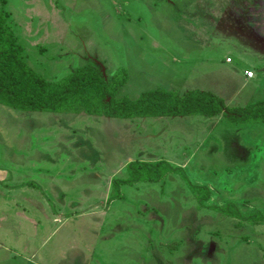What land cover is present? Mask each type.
Returning <instances> with one entry per match:
<instances>
[{"label": "rangeland", "instance_id": "obj_1", "mask_svg": "<svg viewBox=\"0 0 264 264\" xmlns=\"http://www.w3.org/2000/svg\"><path fill=\"white\" fill-rule=\"evenodd\" d=\"M0 8L26 63L49 81L89 65L122 82L117 98L164 89L208 91L230 107L264 101V0H0ZM218 118L0 104V264H34L24 258L31 251L36 264H264V223L199 208L178 175L124 185L123 198L110 200L129 162L166 160L211 189L208 204L264 212V124Z\"/></svg>", "mask_w": 264, "mask_h": 264}, {"label": "trees", "instance_id": "obj_2", "mask_svg": "<svg viewBox=\"0 0 264 264\" xmlns=\"http://www.w3.org/2000/svg\"><path fill=\"white\" fill-rule=\"evenodd\" d=\"M9 12L0 8V104L28 113L62 115L86 114L115 119L164 118L181 116H224L232 124L264 123V101L246 106L230 107L225 100L208 91L190 90L184 94L164 89L141 93L136 99L117 98L122 82L114 76L106 80L95 67L75 68L69 75L49 81L24 60V47L8 32ZM127 177L114 178L113 199L120 197L124 185L160 183L168 175L180 176L196 197L199 208L211 209L252 224L264 223V212L243 215L233 204L210 205L211 189L195 184L182 167L166 160L131 161L126 166Z\"/></svg>", "mask_w": 264, "mask_h": 264}, {"label": "crops", "instance_id": "obj_3", "mask_svg": "<svg viewBox=\"0 0 264 264\" xmlns=\"http://www.w3.org/2000/svg\"><path fill=\"white\" fill-rule=\"evenodd\" d=\"M244 74H245V72H244ZM252 79H254V77L253 78H245V80L246 81H249V80H252ZM229 106H231V105H229ZM221 116V115H220ZM220 116H216L217 118L218 117H220ZM222 118H224V119H226L224 116H222ZM219 120L221 119V118H218ZM256 124H264V123H256ZM170 162V161H169ZM171 163V162H170ZM127 166V165H126ZM128 176V175H127ZM124 179V178H123ZM139 184V183H138ZM112 185V184H111ZM134 185H136V184H134ZM49 186H51L50 184H49ZM131 186H133V185H131ZM52 187V186H51ZM122 187H124V186H122ZM49 191V190H48ZM54 192V191H53ZM2 193L3 192H0V195H2ZM112 195H114V193L112 194ZM52 198H53V201H55L54 200V194H52ZM123 198V195L121 194V190H120V197L119 198H116V199H122ZM2 199H3V201H6V197H5V195L3 194V196H2ZM116 199H113L112 198V196L110 197V200L111 201H114V200H116ZM25 200H29L30 201V207H32V206H35L36 205V203H35V200L33 199V197L32 198H25ZM53 201H51V202H53ZM0 202H2L1 201V197H0ZM48 202V201H47ZM44 207H41V206H39L40 207V212L41 213H43V214H49V216H50V218L51 219H48V225L47 226H49L50 224H54L55 223V220H54V213H53V211H49L51 208H50V206L49 207H45V205H43ZM30 211H31V208H30ZM24 212H29V208L26 210V211H24ZM23 216V215H22ZM61 220H63V219H61ZM49 221H51V223L49 224ZM4 244V242L2 241V240H0V248L2 247V243ZM5 246V245H4ZM26 247V246H25ZM24 253V252H23ZM27 256H28V254H26ZM30 256L29 257H24L26 260H28V261H31V263H34V264H36V262L34 261V258H36L37 256H36V254H35V252L34 251H31L30 252V254H29ZM23 256V255H22ZM82 263V262H81ZM83 264V263H82Z\"/></svg>", "mask_w": 264, "mask_h": 264}, {"label": "built area", "instance_id": "obj_4", "mask_svg": "<svg viewBox=\"0 0 264 264\" xmlns=\"http://www.w3.org/2000/svg\"><path fill=\"white\" fill-rule=\"evenodd\" d=\"M249 73H251V75H249ZM245 76H246L247 78H253V77H254V73L251 72V71H246V72H245Z\"/></svg>", "mask_w": 264, "mask_h": 264}, {"label": "snow or ice", "instance_id": "obj_5", "mask_svg": "<svg viewBox=\"0 0 264 264\" xmlns=\"http://www.w3.org/2000/svg\"><path fill=\"white\" fill-rule=\"evenodd\" d=\"M249 75H251V73H249Z\"/></svg>", "mask_w": 264, "mask_h": 264}]
</instances>
